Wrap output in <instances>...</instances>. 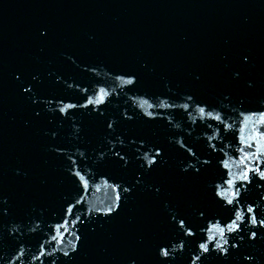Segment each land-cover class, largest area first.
Masks as SVG:
<instances>
[{"label":"water","instance_id":"water-1","mask_svg":"<svg viewBox=\"0 0 264 264\" xmlns=\"http://www.w3.org/2000/svg\"><path fill=\"white\" fill-rule=\"evenodd\" d=\"M101 88L103 102L87 104ZM68 104L77 107L60 113ZM257 110L264 111V0H0V264H156L157 246L181 241L171 264H190L202 236L221 239L205 231L231 215L214 187L222 174L243 171L239 137L255 135L259 117L245 118ZM248 142L244 152L255 153L260 142ZM248 163L256 166L252 155ZM246 188L245 232L246 205L264 217V181L253 176ZM69 203L73 215L63 216ZM173 216L196 235L185 237ZM64 219L62 242L47 243ZM253 230L256 240L204 264H264V230ZM242 234L225 229L224 239ZM41 245L45 256L33 260Z\"/></svg>","mask_w":264,"mask_h":264},{"label":"snow or ice","instance_id":"snow-or-ice-1","mask_svg":"<svg viewBox=\"0 0 264 264\" xmlns=\"http://www.w3.org/2000/svg\"><path fill=\"white\" fill-rule=\"evenodd\" d=\"M41 35H46V32H42ZM242 62L243 63H248L249 57L247 55L242 56ZM237 77L239 76V73L237 72L235 74ZM17 81L21 79L19 75H16L14 77ZM33 79H36L35 76H33ZM117 79L121 80V83L126 84V85H132L134 83V78H128V79H123L121 77H117ZM252 85L249 84V87ZM21 89L23 93H31L32 88L27 86V85H21ZM108 95L104 91L103 88L100 89L99 94L97 95V98L95 101H93L91 98L88 99L87 104H100L103 102L104 97ZM189 100L192 98L189 97ZM33 103H35V100H33ZM86 107L87 105H83ZM77 107V105L73 104H68L65 105L64 107H61L59 109L60 113H64L66 109L74 108ZM151 107V105H149ZM185 109H187L188 105L184 104L182 105ZM199 111L201 114L205 112L204 107H200ZM37 116H39V112L35 113ZM151 115V113H149ZM211 115V113H209ZM258 116V120L256 121V124L259 126L256 129V133L253 136L248 137L247 139L241 135L239 137V142L243 146L238 151L241 153H244L239 161L240 164L243 165V171L240 173L239 177L233 178L230 173L227 174H222V183L215 185L214 191H215V196L220 198V201H223L226 206H231V215L229 216L227 221H224V227H220L219 222L213 224L212 228L205 229L206 232L212 233L215 232L219 235L221 238L220 240H216L215 235H207V237H201L199 242H196V247L193 248L192 252L193 254L190 257V264H196L197 261H200V264H204V261L208 258V256H211L215 254L218 259L221 260H226L232 253V249H237L240 247L241 242L244 241L245 239H248L249 241H254L257 239V231L253 229H260L264 230V217H261L257 219L256 216V209L252 206V204L246 205V212L248 214L247 216V222L250 225L248 228L247 232L244 231V228H242V225L244 224L245 221V215L242 213L240 210V206L242 204V201L244 199L241 190L243 189L245 192L247 191L246 186L250 185L252 183V178L253 176L258 177L260 181H264V168H262V164H264V161H262L260 158L264 157V131H260V127H264V111H251L249 116L246 117L245 119H251L252 117ZM215 119L218 121L221 120L220 116H216ZM222 122V121H221ZM108 128H112V124H108ZM244 129L241 128L240 132L243 133ZM259 141L260 142V147L256 149L255 153L248 154L245 153L244 150L246 148H251L252 144L249 143L248 141ZM183 146V145H182ZM191 152V150H188ZM117 156H119V159L121 161H124V157L120 156L119 153H116ZM249 155H252L256 166L251 167L248 163L249 161ZM160 156V150L157 149L155 152V156L151 160L148 161L149 166L153 165L156 163V157ZM126 163V161H125ZM204 163H208V161H204ZM221 166L223 169L227 170L229 168V163L227 160H221L220 161ZM196 171H199V169H196ZM74 176L78 177L81 182H83V187L87 189V182L85 181V178L80 175L79 172H75ZM237 181H239V186H237ZM224 185H227V188L224 187ZM119 185H116L115 188H119ZM115 190V189H114ZM123 192L129 193L131 191L130 188H123ZM159 191V189H157ZM83 199L82 196L79 197V199L76 200V204H79L80 201ZM116 201L118 202L120 200V195L117 193L115 197ZM75 207V204L69 203L68 207L64 210L63 216H70L73 215V209ZM119 208V203H116L114 206L109 207L107 212L105 213L108 216H111V214L116 211V209ZM0 213H3V210L0 209ZM6 214V213H3ZM200 216H204V212L201 210L200 211ZM62 216V219H63ZM234 216V219H233ZM78 219V218H77ZM172 220L175 222V224L178 226V230L183 232V235L185 237H194L196 235L195 230L191 224H186L185 219L183 217L177 219L176 216L172 217ZM239 222V223H238ZM68 224V221L66 219L63 220V223L57 224L53 227V231L57 233V235H52L51 239L47 241V243H52L53 241H56L57 243L62 242V234H60V228H66ZM225 229H227L228 233H243L240 235V239L234 241L233 243L229 244V241L227 239H224L225 237ZM261 239H264V231L261 232ZM75 239L77 241H80V236L77 235L75 236ZM211 245V247H210ZM184 242L181 241L180 244L177 246H169L168 244H163L157 246L156 250V264H171L172 261L175 260V255L174 254L178 249L180 251L184 250ZM41 251L39 255H34L33 260H39L40 257L45 256V252L43 251L44 245H41ZM77 246L73 245L72 246V252L75 253L77 252ZM24 252L21 249L19 252V256H23ZM47 255H52V253H47ZM63 257H68L71 259L70 253L68 251L63 252ZM244 261L246 262H254L255 257L250 256V255H245L243 257ZM51 264H56V260L53 259L51 261ZM128 264H137L135 258H131L128 262Z\"/></svg>","mask_w":264,"mask_h":264}]
</instances>
